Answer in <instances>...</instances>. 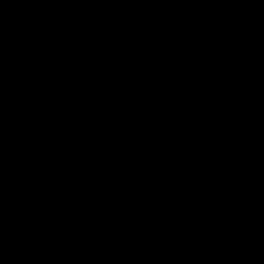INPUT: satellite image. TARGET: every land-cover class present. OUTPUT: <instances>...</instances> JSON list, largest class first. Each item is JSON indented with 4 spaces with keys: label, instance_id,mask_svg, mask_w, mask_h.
Returning <instances> with one entry per match:
<instances>
[{
    "label": "water",
    "instance_id": "obj_1",
    "mask_svg": "<svg viewBox=\"0 0 264 264\" xmlns=\"http://www.w3.org/2000/svg\"><path fill=\"white\" fill-rule=\"evenodd\" d=\"M0 264H264V0H0Z\"/></svg>",
    "mask_w": 264,
    "mask_h": 264
}]
</instances>
